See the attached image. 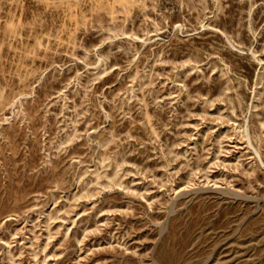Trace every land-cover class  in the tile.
<instances>
[{
    "label": "rangeland",
    "instance_id": "rangeland-1",
    "mask_svg": "<svg viewBox=\"0 0 264 264\" xmlns=\"http://www.w3.org/2000/svg\"><path fill=\"white\" fill-rule=\"evenodd\" d=\"M0 264H264V0H0Z\"/></svg>",
    "mask_w": 264,
    "mask_h": 264
},
{
    "label": "bare ground",
    "instance_id": "bare-ground-1",
    "mask_svg": "<svg viewBox=\"0 0 264 264\" xmlns=\"http://www.w3.org/2000/svg\"><path fill=\"white\" fill-rule=\"evenodd\" d=\"M10 90V89H9Z\"/></svg>",
    "mask_w": 264,
    "mask_h": 264
}]
</instances>
